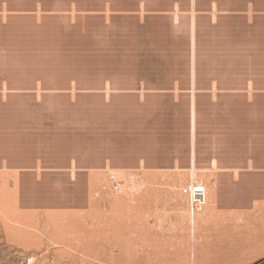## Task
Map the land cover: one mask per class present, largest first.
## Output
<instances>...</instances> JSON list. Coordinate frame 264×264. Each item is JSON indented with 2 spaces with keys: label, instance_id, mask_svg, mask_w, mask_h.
<instances>
[{
  "label": "rangeland",
  "instance_id": "1",
  "mask_svg": "<svg viewBox=\"0 0 264 264\" xmlns=\"http://www.w3.org/2000/svg\"><path fill=\"white\" fill-rule=\"evenodd\" d=\"M0 264H264V0H0Z\"/></svg>",
  "mask_w": 264,
  "mask_h": 264
},
{
  "label": "built area",
  "instance_id": "2",
  "mask_svg": "<svg viewBox=\"0 0 264 264\" xmlns=\"http://www.w3.org/2000/svg\"><path fill=\"white\" fill-rule=\"evenodd\" d=\"M193 190V193H192ZM204 187L200 184L194 183L186 188L183 192L186 196L189 195V203L191 210L198 209L204 205L205 191ZM199 210V209H198Z\"/></svg>",
  "mask_w": 264,
  "mask_h": 264
},
{
  "label": "bare ground",
  "instance_id": "3",
  "mask_svg": "<svg viewBox=\"0 0 264 264\" xmlns=\"http://www.w3.org/2000/svg\"><path fill=\"white\" fill-rule=\"evenodd\" d=\"M201 186H202V185H201ZM204 189H205V187H204ZM204 191H205V201H204V204H205L206 201H207V200H206V196H207V195H206V190H204ZM192 193H193V190H192ZM200 208H201V207H200ZM198 209H199V208H198ZM193 210L195 211V209H193Z\"/></svg>",
  "mask_w": 264,
  "mask_h": 264
}]
</instances>
